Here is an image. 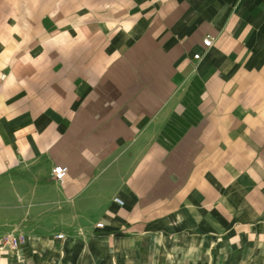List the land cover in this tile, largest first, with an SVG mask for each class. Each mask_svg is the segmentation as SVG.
<instances>
[{"label": "crops", "instance_id": "0c3cea01", "mask_svg": "<svg viewBox=\"0 0 264 264\" xmlns=\"http://www.w3.org/2000/svg\"><path fill=\"white\" fill-rule=\"evenodd\" d=\"M0 264H264V0H0Z\"/></svg>", "mask_w": 264, "mask_h": 264}, {"label": "built area", "instance_id": "2783aa9c", "mask_svg": "<svg viewBox=\"0 0 264 264\" xmlns=\"http://www.w3.org/2000/svg\"><path fill=\"white\" fill-rule=\"evenodd\" d=\"M204 43H205L206 46L209 47L212 44V39L209 37L208 39H205ZM194 57H195V59H200V54H195ZM68 173H69V168L67 166H65V165H55L53 167L52 171H51V176L55 180H57L59 182H63L66 179V177L68 176ZM115 201L118 202L119 204L123 203V201L121 199H119V198H116ZM103 226L104 225L102 223L98 224V227H100V228L103 227ZM57 237L59 239H62V238H64V234H59ZM8 240L11 242V246L13 248H16L18 246V244H19V240L18 239H13L12 241L10 239H6V242Z\"/></svg>", "mask_w": 264, "mask_h": 264}]
</instances>
